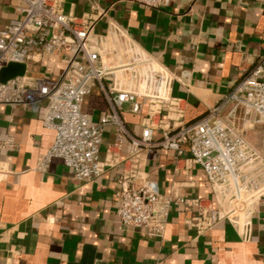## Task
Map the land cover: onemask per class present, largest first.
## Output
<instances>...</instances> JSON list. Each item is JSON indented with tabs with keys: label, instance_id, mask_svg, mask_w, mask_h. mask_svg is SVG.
Listing matches in <instances>:
<instances>
[{
	"label": "crops",
	"instance_id": "0c3cea01",
	"mask_svg": "<svg viewBox=\"0 0 264 264\" xmlns=\"http://www.w3.org/2000/svg\"><path fill=\"white\" fill-rule=\"evenodd\" d=\"M22 0H0V29L23 15ZM67 15L100 17L95 38L111 36L131 43L167 66L182 82L173 93L186 102L193 123L224 101L236 85L264 61V0H170L159 8L131 0H64ZM71 56L67 46L50 54L36 52L27 76L57 78ZM264 78V76H263ZM111 78L95 80L82 110L97 121L109 110L105 88ZM135 113L125 103L120 113L129 136L115 147V126L104 128L100 158L104 172L91 181L75 178L60 158H43L55 131L42 122L44 102L0 104V140L12 137L15 149H0V264H264V205L254 208L252 236L223 219L199 233L197 207L175 205L165 234L124 225L117 208L131 137H139L148 102ZM233 103L224 108L226 116ZM264 154V123L244 132ZM159 134H156V139ZM143 177L158 183L164 195L190 197L217 206L203 168L190 152L143 151ZM139 181V179H136Z\"/></svg>",
	"mask_w": 264,
	"mask_h": 264
},
{
	"label": "built area",
	"instance_id": "2783aa9c",
	"mask_svg": "<svg viewBox=\"0 0 264 264\" xmlns=\"http://www.w3.org/2000/svg\"><path fill=\"white\" fill-rule=\"evenodd\" d=\"M23 15L0 29V72L11 62L28 63L36 52L55 54L69 47L71 56L57 78L30 79L17 76L0 81V104L27 105L44 102L43 124L55 131L45 154L44 166L60 158L76 179L88 182L106 167L100 151L104 128L115 126V147L129 136L120 113L125 103L135 113L148 102L139 137H131L117 214L126 226L142 228L151 236L165 234L172 208L177 204L197 207L199 233L223 219L251 239L254 208L264 205V154L254 148L244 132L264 123V61L245 76L231 94L196 122L187 123L186 102L173 93L182 82L159 60L131 43L125 36L113 43L111 36L95 38L97 15L76 18L64 12V0H22ZM148 8L168 5L170 0H131ZM111 78L105 88L109 110L95 121L82 110L95 80ZM234 105L226 116L224 108ZM156 134L159 138L156 139ZM171 149L190 152L192 162L205 171L217 206L201 199L164 195L158 183L143 177V151ZM0 149H15L12 137L0 140ZM4 171L0 167V177ZM139 179V181H136Z\"/></svg>",
	"mask_w": 264,
	"mask_h": 264
},
{
	"label": "water",
	"instance_id": "95a60500",
	"mask_svg": "<svg viewBox=\"0 0 264 264\" xmlns=\"http://www.w3.org/2000/svg\"><path fill=\"white\" fill-rule=\"evenodd\" d=\"M27 73V64L19 62H11L5 66L0 72V81L5 83L17 76H24Z\"/></svg>",
	"mask_w": 264,
	"mask_h": 264
}]
</instances>
